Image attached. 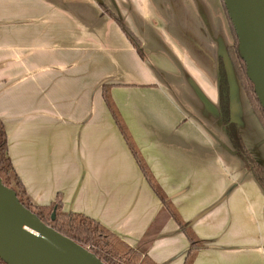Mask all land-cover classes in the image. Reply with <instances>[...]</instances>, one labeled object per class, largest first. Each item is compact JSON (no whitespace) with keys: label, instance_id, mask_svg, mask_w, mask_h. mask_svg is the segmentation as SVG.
I'll return each mask as SVG.
<instances>
[{"label":"crops","instance_id":"obj_1","mask_svg":"<svg viewBox=\"0 0 264 264\" xmlns=\"http://www.w3.org/2000/svg\"><path fill=\"white\" fill-rule=\"evenodd\" d=\"M109 10L139 40L141 58ZM222 0H0V120L30 200L98 222L148 256L183 264L189 241L140 172L109 95L154 181L204 245L193 264H264V191L222 123L264 166V131L227 56Z\"/></svg>","mask_w":264,"mask_h":264},{"label":"trees","instance_id":"obj_2","mask_svg":"<svg viewBox=\"0 0 264 264\" xmlns=\"http://www.w3.org/2000/svg\"><path fill=\"white\" fill-rule=\"evenodd\" d=\"M223 1V0H222ZM224 4V1H223ZM228 23L233 37V44L227 48V56L233 67L236 76L246 94L250 106L258 119L264 131V108L259 102L254 85L247 76V66L240 55V41L229 18L226 7ZM120 27L130 44L134 47L138 55L143 58V52L139 40L131 33L109 10L103 8ZM219 76V108L222 123L224 125L227 136L237 154L242 161L244 168L248 171L260 188L264 191V166L261 165L255 157L247 150L242 139L240 138L235 124L230 116V94L231 86L229 82L228 72L224 61L220 58L218 62ZM102 96L106 106L126 143L131 155L133 156L140 172L147 181L148 185L160 199L162 210L168 218H172L185 233L189 241V248L183 264H193L195 253L204 248L202 242L194 237L189 230V223L182 222L175 213L169 199L154 181L148 167L144 163L138 149L134 145L127 131L126 126L122 122L114 103L109 95L108 88L102 86ZM0 180L2 184L11 189L15 194L19 203L29 212L34 214L38 220L44 225L52 228L57 233L70 239L74 243L88 250L103 264H156L149 256L148 249L160 229L159 223H155L154 227L146 233L144 238L135 247H129L121 239L112 234L98 222L89 219L78 213L65 212L63 210L60 196L56 197V201L45 207L35 205L28 197L26 190L15 172L8 154V139L4 129V125L0 120ZM52 213L54 218L52 219ZM0 264H7L0 258Z\"/></svg>","mask_w":264,"mask_h":264},{"label":"water","instance_id":"obj_3","mask_svg":"<svg viewBox=\"0 0 264 264\" xmlns=\"http://www.w3.org/2000/svg\"><path fill=\"white\" fill-rule=\"evenodd\" d=\"M240 41L247 76L264 108V0H223ZM54 214H52V219ZM0 258L7 264H103L88 250L41 223L0 180Z\"/></svg>","mask_w":264,"mask_h":264},{"label":"bare ground","instance_id":"obj_4","mask_svg":"<svg viewBox=\"0 0 264 264\" xmlns=\"http://www.w3.org/2000/svg\"><path fill=\"white\" fill-rule=\"evenodd\" d=\"M14 264H31V263L27 262L24 259H18L17 263L14 262Z\"/></svg>","mask_w":264,"mask_h":264},{"label":"rangeland","instance_id":"obj_5","mask_svg":"<svg viewBox=\"0 0 264 264\" xmlns=\"http://www.w3.org/2000/svg\"><path fill=\"white\" fill-rule=\"evenodd\" d=\"M53 214V213H52Z\"/></svg>","mask_w":264,"mask_h":264}]
</instances>
